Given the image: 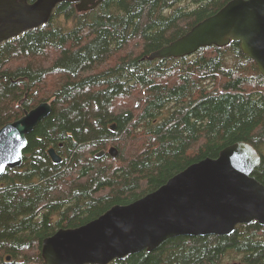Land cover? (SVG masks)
<instances>
[{
    "label": "trees",
    "instance_id": "trees-1",
    "mask_svg": "<svg viewBox=\"0 0 264 264\" xmlns=\"http://www.w3.org/2000/svg\"><path fill=\"white\" fill-rule=\"evenodd\" d=\"M229 1L103 0L85 11L67 1L0 45V129L53 105L28 135L23 165L0 178V264H46V237L142 198L235 142L260 153L254 175L264 183V76L241 43L147 58ZM236 261L264 264L263 225L173 237L109 264Z\"/></svg>",
    "mask_w": 264,
    "mask_h": 264
},
{
    "label": "water",
    "instance_id": "water-1",
    "mask_svg": "<svg viewBox=\"0 0 264 264\" xmlns=\"http://www.w3.org/2000/svg\"><path fill=\"white\" fill-rule=\"evenodd\" d=\"M67 1L85 11L103 0H0V45L47 24L57 6ZM232 41L241 43L264 76V0H231L147 58L183 57ZM52 111V102H41L0 129V178L7 169L23 165L28 135ZM110 153L116 156L118 150L112 147ZM49 154L55 163L62 161L56 148ZM260 164L261 155L253 145L235 142L218 157L191 164L142 198L46 237L42 247L46 264H109L141 251L152 252L173 237L230 235L239 224L254 221L264 226V183L254 175Z\"/></svg>",
    "mask_w": 264,
    "mask_h": 264
},
{
    "label": "bare ground",
    "instance_id": "bare-ground-1",
    "mask_svg": "<svg viewBox=\"0 0 264 264\" xmlns=\"http://www.w3.org/2000/svg\"><path fill=\"white\" fill-rule=\"evenodd\" d=\"M23 101H24V100H23ZM115 127H116V126H115ZM110 149H111V148H110ZM110 149H109V151H108V152H110ZM102 152H104V153H105V151H104V150H102V151H101V153H102ZM57 153H58V152H57ZM58 154H59V153H58ZM110 154H111V153H110ZM59 155H60V154H59ZM99 155H100V154H99ZM111 155H112L113 157H115V155H113V154H111Z\"/></svg>",
    "mask_w": 264,
    "mask_h": 264
},
{
    "label": "flooded vegetation",
    "instance_id": "flooded-vegetation-1",
    "mask_svg": "<svg viewBox=\"0 0 264 264\" xmlns=\"http://www.w3.org/2000/svg\"><path fill=\"white\" fill-rule=\"evenodd\" d=\"M30 1H32V0H30ZM63 159V158H62Z\"/></svg>",
    "mask_w": 264,
    "mask_h": 264
},
{
    "label": "rangeland",
    "instance_id": "rangeland-1",
    "mask_svg": "<svg viewBox=\"0 0 264 264\" xmlns=\"http://www.w3.org/2000/svg\"><path fill=\"white\" fill-rule=\"evenodd\" d=\"M51 102V101H50Z\"/></svg>",
    "mask_w": 264,
    "mask_h": 264
}]
</instances>
